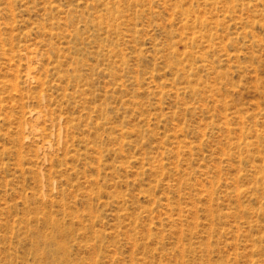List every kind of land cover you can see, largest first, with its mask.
<instances>
[{
	"label": "rangeland",
	"instance_id": "rangeland-1",
	"mask_svg": "<svg viewBox=\"0 0 264 264\" xmlns=\"http://www.w3.org/2000/svg\"><path fill=\"white\" fill-rule=\"evenodd\" d=\"M0 264H264V0H0Z\"/></svg>",
	"mask_w": 264,
	"mask_h": 264
}]
</instances>
